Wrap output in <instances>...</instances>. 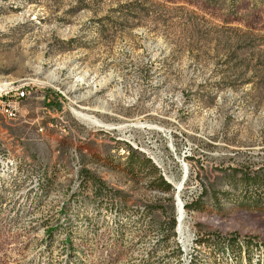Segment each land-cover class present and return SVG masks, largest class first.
Segmentation results:
<instances>
[{"label": "rangeland", "instance_id": "1", "mask_svg": "<svg viewBox=\"0 0 264 264\" xmlns=\"http://www.w3.org/2000/svg\"><path fill=\"white\" fill-rule=\"evenodd\" d=\"M135 1L0 0V264H212L200 240L264 242V187L241 183L264 177V69L223 72L227 27L264 61V0ZM130 150L172 190L128 174Z\"/></svg>", "mask_w": 264, "mask_h": 264}, {"label": "trees", "instance_id": "2", "mask_svg": "<svg viewBox=\"0 0 264 264\" xmlns=\"http://www.w3.org/2000/svg\"><path fill=\"white\" fill-rule=\"evenodd\" d=\"M151 1L152 0H136L135 2L130 3L129 7L142 6ZM227 30H230L233 34L225 38V43H228L229 45L227 47L228 51L226 52V67L223 72H231L234 76L238 77L246 75V73L249 71H254L257 74V70H263L264 61H261L262 52L258 50L261 44L254 43V41H256L258 38L257 35L252 32H242L239 29L232 27H227ZM239 32L240 35L238 34ZM237 38L239 40L233 43L232 40H236ZM244 50L246 51L243 53L242 51ZM253 60L256 62L253 63ZM245 82L249 83L251 81L248 79ZM127 158L128 160L124 168L128 174L137 177L141 172H144L146 176L153 177L152 181L150 182V186L154 189L169 192L172 190V186L165 180L160 169L151 161V159H142L139 155H137V152L133 150H130L129 156ZM85 174L88 176L84 177ZM85 174L82 173L79 177L80 184L87 183L88 181L95 190V193L98 196H102L103 193L106 192V187H104V184L95 179L88 180L91 177L89 176V173ZM242 177L244 178L241 179V183L246 186L254 184L257 187H264V177L262 175L252 176L246 172ZM247 192L248 189L245 191V194ZM259 192L261 191L256 189V193L260 194ZM189 207L196 208L198 210L203 208L197 204L189 205ZM175 227L176 218L173 217L170 221V229L172 232L174 231ZM213 240L215 241L214 244H209L202 240L198 242V244L201 245V248L203 249V257H206V259L208 258L212 264H223L224 261L222 260H225L226 262L228 261L227 264H243V262L249 264H264V242L250 237L240 238L236 235H230L229 237L218 236L215 239L213 238ZM204 250L206 251L205 253ZM254 253L258 254L254 256ZM198 254H201V251H198L196 256ZM196 256L193 257L192 261L195 264H204L203 260L196 259Z\"/></svg>", "mask_w": 264, "mask_h": 264}, {"label": "bare ground", "instance_id": "3", "mask_svg": "<svg viewBox=\"0 0 264 264\" xmlns=\"http://www.w3.org/2000/svg\"><path fill=\"white\" fill-rule=\"evenodd\" d=\"M80 117L83 118V119H85V120H92L91 117L89 115H87V114L81 113L80 114ZM92 122H94V120ZM78 179H79V177H78ZM78 184L80 185V179L78 181ZM181 184H182V182H180L179 188H181ZM179 213H180V218L182 219L184 217V211H183L182 206H180V205H179Z\"/></svg>", "mask_w": 264, "mask_h": 264}, {"label": "built area", "instance_id": "4", "mask_svg": "<svg viewBox=\"0 0 264 264\" xmlns=\"http://www.w3.org/2000/svg\"><path fill=\"white\" fill-rule=\"evenodd\" d=\"M7 113H8L10 116H13L12 111L7 110ZM77 178H78V176H77ZM181 206H182V208H183V205H181Z\"/></svg>", "mask_w": 264, "mask_h": 264}]
</instances>
